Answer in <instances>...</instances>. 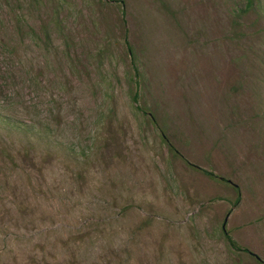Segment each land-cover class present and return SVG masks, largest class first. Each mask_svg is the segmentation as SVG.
<instances>
[{"label": "rangeland", "instance_id": "1", "mask_svg": "<svg viewBox=\"0 0 264 264\" xmlns=\"http://www.w3.org/2000/svg\"><path fill=\"white\" fill-rule=\"evenodd\" d=\"M244 7L0 0V264H264V11Z\"/></svg>", "mask_w": 264, "mask_h": 264}, {"label": "trees", "instance_id": "2", "mask_svg": "<svg viewBox=\"0 0 264 264\" xmlns=\"http://www.w3.org/2000/svg\"><path fill=\"white\" fill-rule=\"evenodd\" d=\"M244 2H245V7H244V9H239V12H246V11L251 10V9L264 11V0H244ZM263 31H264V28H263ZM125 43L127 44V48L129 49V51L132 52V48H131L130 44L127 41H125ZM131 64H132V68H133L135 75L138 76V67H137V64L135 62V56L134 55H132V57H131ZM134 98H137V94H135ZM187 164L190 165L191 167H193L194 169L200 171L202 174L206 175L207 177H209L213 180H218V181H222L224 183H229V180L226 177H223L221 175H217L212 170L201 168V167H199L197 165H193L189 162H187ZM234 191L236 192L237 196L235 197L234 201L232 202V206H235L238 203L239 187L238 186L234 187ZM221 231L225 235L226 241H227V243L231 249H233L234 251H237V252L249 253V254H251V256L256 257V255L253 254L247 247L239 245L229 235V233L224 230L223 226H222Z\"/></svg>", "mask_w": 264, "mask_h": 264}]
</instances>
